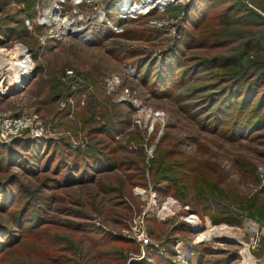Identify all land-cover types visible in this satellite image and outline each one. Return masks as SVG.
<instances>
[{"label":"rangeland","instance_id":"rangeland-1","mask_svg":"<svg viewBox=\"0 0 264 264\" xmlns=\"http://www.w3.org/2000/svg\"><path fill=\"white\" fill-rule=\"evenodd\" d=\"M0 49V264H264V0H0Z\"/></svg>","mask_w":264,"mask_h":264},{"label":"bare ground","instance_id":"bare-ground-1","mask_svg":"<svg viewBox=\"0 0 264 264\" xmlns=\"http://www.w3.org/2000/svg\"><path fill=\"white\" fill-rule=\"evenodd\" d=\"M62 23L61 29L68 28L71 24V18L65 17L64 19L60 20ZM82 27V26H81ZM22 52V51H20ZM17 54V53H16ZM26 53H19L18 55H14V60H11L10 58H7V54H5L4 50L0 49V70L3 69V67H7L6 71L12 72L13 78L15 77H21L25 75L29 68L31 67V63L28 60V56L25 55ZM11 57V56H10ZM10 78V77H9ZM176 208L175 202L171 199L166 202V204H163V211L159 212L161 215L166 214L169 210ZM188 218H191V222H196V218L194 215L188 214ZM228 227L225 225H219V226H208L205 230H203L199 235V240H209L214 237L223 236V235H229Z\"/></svg>","mask_w":264,"mask_h":264},{"label":"built area","instance_id":"built-area-1","mask_svg":"<svg viewBox=\"0 0 264 264\" xmlns=\"http://www.w3.org/2000/svg\"><path fill=\"white\" fill-rule=\"evenodd\" d=\"M3 126L5 129L4 131L0 132L2 138L7 137L8 135L14 133L16 129L18 131L19 129H23L25 127H28L29 125L28 122H24V121L17 122V121H13L12 118H10L6 120L5 123L3 122ZM137 235H138V239L141 240L142 242L145 243L148 242L147 236L143 233V231H138Z\"/></svg>","mask_w":264,"mask_h":264},{"label":"trees","instance_id":"trees-1","mask_svg":"<svg viewBox=\"0 0 264 264\" xmlns=\"http://www.w3.org/2000/svg\"><path fill=\"white\" fill-rule=\"evenodd\" d=\"M235 63H238V61L236 59H234Z\"/></svg>","mask_w":264,"mask_h":264}]
</instances>
